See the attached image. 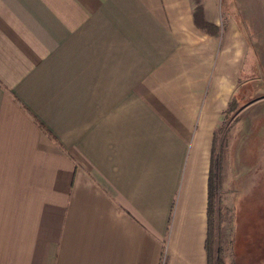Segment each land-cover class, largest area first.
Instances as JSON below:
<instances>
[{
  "label": "crops",
  "instance_id": "obj_1",
  "mask_svg": "<svg viewBox=\"0 0 264 264\" xmlns=\"http://www.w3.org/2000/svg\"><path fill=\"white\" fill-rule=\"evenodd\" d=\"M258 79L264 0H0V264H209L216 133Z\"/></svg>",
  "mask_w": 264,
  "mask_h": 264
},
{
  "label": "rangeland",
  "instance_id": "obj_2",
  "mask_svg": "<svg viewBox=\"0 0 264 264\" xmlns=\"http://www.w3.org/2000/svg\"><path fill=\"white\" fill-rule=\"evenodd\" d=\"M247 92L216 133L212 207L222 264H264V100L244 107L261 97Z\"/></svg>",
  "mask_w": 264,
  "mask_h": 264
},
{
  "label": "trees",
  "instance_id": "obj_3",
  "mask_svg": "<svg viewBox=\"0 0 264 264\" xmlns=\"http://www.w3.org/2000/svg\"><path fill=\"white\" fill-rule=\"evenodd\" d=\"M195 19L198 26L202 27H209V25L203 21L202 18V9L201 7H198V9L195 11ZM214 157H215V141H214V147H213V156H212V165L210 169V178H209V208H208V218H209V228H208V237L206 241V250L208 253V261L209 264H222V249L217 248L215 249V243H214V221H213V201H214Z\"/></svg>",
  "mask_w": 264,
  "mask_h": 264
}]
</instances>
